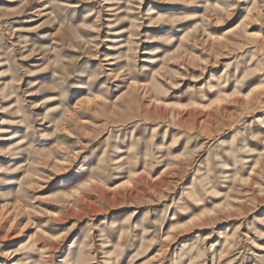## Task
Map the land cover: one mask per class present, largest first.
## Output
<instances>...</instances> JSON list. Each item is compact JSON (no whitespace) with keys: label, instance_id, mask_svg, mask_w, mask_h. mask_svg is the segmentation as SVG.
Returning <instances> with one entry per match:
<instances>
[{"label":"rangeland","instance_id":"rangeland-1","mask_svg":"<svg viewBox=\"0 0 264 264\" xmlns=\"http://www.w3.org/2000/svg\"><path fill=\"white\" fill-rule=\"evenodd\" d=\"M0 264H264V0H0Z\"/></svg>","mask_w":264,"mask_h":264}]
</instances>
